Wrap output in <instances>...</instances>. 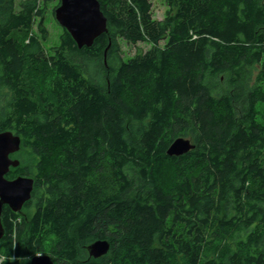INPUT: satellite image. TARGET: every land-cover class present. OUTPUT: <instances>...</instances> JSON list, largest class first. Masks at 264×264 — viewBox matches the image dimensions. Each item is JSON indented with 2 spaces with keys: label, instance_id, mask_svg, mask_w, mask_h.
Returning a JSON list of instances; mask_svg holds the SVG:
<instances>
[{
  "label": "trees",
  "instance_id": "trees-1",
  "mask_svg": "<svg viewBox=\"0 0 264 264\" xmlns=\"http://www.w3.org/2000/svg\"><path fill=\"white\" fill-rule=\"evenodd\" d=\"M55 1L0 0L6 177L34 181L3 208L0 264H264V0H164L161 20L98 0L106 33L47 49ZM120 40L150 48L124 60ZM179 137L194 148L168 156Z\"/></svg>",
  "mask_w": 264,
  "mask_h": 264
},
{
  "label": "water",
  "instance_id": "water-1",
  "mask_svg": "<svg viewBox=\"0 0 264 264\" xmlns=\"http://www.w3.org/2000/svg\"><path fill=\"white\" fill-rule=\"evenodd\" d=\"M59 25L66 29L76 46L91 47L96 38L107 32V18L98 0H60L54 9ZM21 139L11 131H0V240L5 230L2 225V212L8 206L13 212H21L25 203L31 199L34 181L32 178L18 176L8 179L10 169L19 165V160L10 156L19 151ZM194 148L188 138L179 137L168 147V156H181ZM110 243L99 239L87 246L90 257L100 258L108 253ZM30 264H54L47 254H35Z\"/></svg>",
  "mask_w": 264,
  "mask_h": 264
},
{
  "label": "rangeland",
  "instance_id": "rangeland-1",
  "mask_svg": "<svg viewBox=\"0 0 264 264\" xmlns=\"http://www.w3.org/2000/svg\"><path fill=\"white\" fill-rule=\"evenodd\" d=\"M18 1V0H17ZM152 3V16L154 19L161 20L164 18L165 13L167 11V7L164 3V0H150ZM58 5V2L55 1L48 6V11L45 18V26L48 31V38L46 41H44V46L49 49L52 46H56L59 43L60 35L62 33V27L59 25V23L55 19L54 15V7L56 8ZM161 44H163L161 42ZM120 46L122 51V58L124 60H127L128 58L132 57L138 50L141 51H147L150 48V45L147 43L139 42L136 45L128 44L123 40H120ZM262 64L264 65V57L262 60ZM264 68V66H263ZM261 64H258L254 70L252 71V80L255 79L257 74L260 72V70L263 69Z\"/></svg>",
  "mask_w": 264,
  "mask_h": 264
},
{
  "label": "flooded vegetation",
  "instance_id": "flooded-vegetation-1",
  "mask_svg": "<svg viewBox=\"0 0 264 264\" xmlns=\"http://www.w3.org/2000/svg\"><path fill=\"white\" fill-rule=\"evenodd\" d=\"M13 155H14V154H12V155L10 156L12 159H14Z\"/></svg>",
  "mask_w": 264,
  "mask_h": 264
}]
</instances>
